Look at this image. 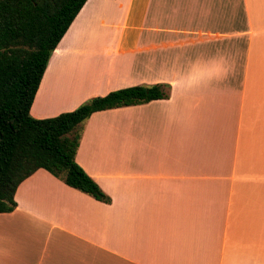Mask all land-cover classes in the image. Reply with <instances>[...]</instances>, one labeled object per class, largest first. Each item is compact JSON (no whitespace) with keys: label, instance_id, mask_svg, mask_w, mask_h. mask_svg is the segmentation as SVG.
<instances>
[{"label":"crops","instance_id":"0c3cea01","mask_svg":"<svg viewBox=\"0 0 264 264\" xmlns=\"http://www.w3.org/2000/svg\"><path fill=\"white\" fill-rule=\"evenodd\" d=\"M93 112L75 160L109 197L39 168L0 213V264H264V0H87L53 50L34 118Z\"/></svg>","mask_w":264,"mask_h":264},{"label":"trees","instance_id":"16d2710c","mask_svg":"<svg viewBox=\"0 0 264 264\" xmlns=\"http://www.w3.org/2000/svg\"><path fill=\"white\" fill-rule=\"evenodd\" d=\"M87 0H0V213L16 206L22 180L43 168L109 202L76 162L84 121L100 110L167 98L170 85H133L94 96L71 111L34 118L30 107L48 60Z\"/></svg>","mask_w":264,"mask_h":264}]
</instances>
